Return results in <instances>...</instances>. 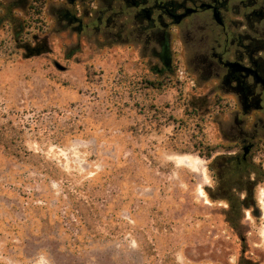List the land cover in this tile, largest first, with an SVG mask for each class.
I'll use <instances>...</instances> for the list:
<instances>
[{
  "label": "rangeland",
  "instance_id": "obj_1",
  "mask_svg": "<svg viewBox=\"0 0 264 264\" xmlns=\"http://www.w3.org/2000/svg\"><path fill=\"white\" fill-rule=\"evenodd\" d=\"M31 3L0 0V133L17 154L0 145V264H264V152L259 184L232 193L210 188L208 159L177 153L220 142L193 44L174 34L159 73L116 35L109 0L100 34H77L93 19L61 0L36 24Z\"/></svg>",
  "mask_w": 264,
  "mask_h": 264
},
{
  "label": "flooded vegetation",
  "instance_id": "obj_2",
  "mask_svg": "<svg viewBox=\"0 0 264 264\" xmlns=\"http://www.w3.org/2000/svg\"><path fill=\"white\" fill-rule=\"evenodd\" d=\"M61 1V8L93 19L91 26L81 24L77 34H100L96 4L101 0ZM109 13L116 35L141 42L143 54L164 63L159 73L171 71L174 34L193 44L195 72L215 80L209 96L210 124L217 127L220 142L209 143L210 188L227 193L232 185L243 184L244 189V183L259 184L251 178V169L263 165L264 0H109ZM65 17L71 24L75 19L68 10ZM224 200L233 211L231 197Z\"/></svg>",
  "mask_w": 264,
  "mask_h": 264
},
{
  "label": "trees",
  "instance_id": "obj_3",
  "mask_svg": "<svg viewBox=\"0 0 264 264\" xmlns=\"http://www.w3.org/2000/svg\"><path fill=\"white\" fill-rule=\"evenodd\" d=\"M46 5V0H33V3L30 4L29 9H28V13H29V18L30 19H35V23L39 24L41 23L42 20V15H43V11ZM9 44V41L7 38H4L1 42H0V53L6 54L7 53V46ZM170 80V78H169ZM146 85L149 87V89L152 90H163L165 87L168 86L167 80L161 81V82H157V81H148L146 82ZM150 110L156 111L158 108H156L154 105L149 106ZM158 111V110H157ZM162 115L166 116V112H159ZM169 120V125L170 126H174L176 123L181 122L179 120H176L175 118H173L172 116H170L168 118ZM7 138L5 137V134H1L0 133V145L4 146L6 148V150L9 152V154L16 156V152L11 151L10 147L7 144ZM200 145V149L199 150H184L182 152H177L180 154H194V155H198L201 158H206L208 159V156L210 154V150L211 147L209 145V143H203L202 141H200L198 143Z\"/></svg>",
  "mask_w": 264,
  "mask_h": 264
},
{
  "label": "bare ground",
  "instance_id": "obj_4",
  "mask_svg": "<svg viewBox=\"0 0 264 264\" xmlns=\"http://www.w3.org/2000/svg\"><path fill=\"white\" fill-rule=\"evenodd\" d=\"M262 202H263V204H264V196H262Z\"/></svg>",
  "mask_w": 264,
  "mask_h": 264
}]
</instances>
